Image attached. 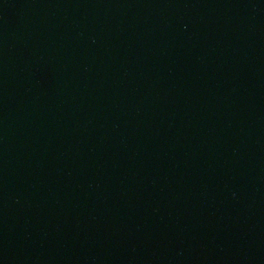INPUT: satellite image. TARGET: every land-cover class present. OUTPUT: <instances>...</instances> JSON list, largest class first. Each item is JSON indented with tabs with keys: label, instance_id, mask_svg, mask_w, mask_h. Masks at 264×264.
Returning a JSON list of instances; mask_svg holds the SVG:
<instances>
[{
	"label": "water",
	"instance_id": "water-1",
	"mask_svg": "<svg viewBox=\"0 0 264 264\" xmlns=\"http://www.w3.org/2000/svg\"><path fill=\"white\" fill-rule=\"evenodd\" d=\"M0 264H264V0H0Z\"/></svg>",
	"mask_w": 264,
	"mask_h": 264
}]
</instances>
